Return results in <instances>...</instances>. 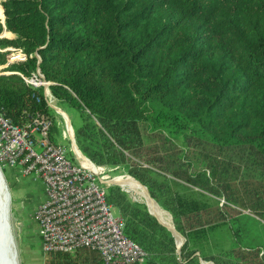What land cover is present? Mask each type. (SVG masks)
Here are the masks:
<instances>
[{"label":"trees","instance_id":"trees-1","mask_svg":"<svg viewBox=\"0 0 264 264\" xmlns=\"http://www.w3.org/2000/svg\"><path fill=\"white\" fill-rule=\"evenodd\" d=\"M1 3L14 35L0 36V65L9 45L27 57L1 68L0 112L19 124L53 117L43 87L18 72L51 81L82 117L81 151L123 166L184 236L177 252L144 202L108 185L144 264H264L253 216L264 219V0ZM78 249L53 252L51 264H101L96 250Z\"/></svg>","mask_w":264,"mask_h":264},{"label":"built area","instance_id":"built-area-1","mask_svg":"<svg viewBox=\"0 0 264 264\" xmlns=\"http://www.w3.org/2000/svg\"><path fill=\"white\" fill-rule=\"evenodd\" d=\"M0 24L6 30L4 17ZM4 50L8 64L27 57L20 47L9 45ZM18 73L25 82L42 86L48 105L59 109L51 81L40 70L28 76ZM51 125L48 115L19 124L0 112V161L22 173H35L44 186L45 198L36 209L42 248L73 252L88 247L99 253L101 264H144L147 252L125 233V219L107 200L108 183L99 176L100 167L83 164L75 151L76 160L70 159L65 145L50 139Z\"/></svg>","mask_w":264,"mask_h":264},{"label":"rangeland","instance_id":"rangeland-1","mask_svg":"<svg viewBox=\"0 0 264 264\" xmlns=\"http://www.w3.org/2000/svg\"><path fill=\"white\" fill-rule=\"evenodd\" d=\"M1 12L2 10L0 8V20L3 18V14ZM2 34H5L4 31H0V35ZM7 65L8 63L0 65V73L9 72L8 70H1L2 67ZM54 104L60 109V111L59 109L50 106L53 114V117L50 116L52 118V125L49 130L50 139L54 142L65 145L70 159L74 161L76 160L74 157V151L78 150L83 154V156L92 161L81 151L75 137V129L83 121L78 110L70 106H65L57 98L54 100ZM175 141L185 147V143L182 138H175ZM127 155L129 157L128 162H131L132 160L139 161V159L133 157L130 153H127ZM92 163L100 167L101 172L99 173V176L102 177L108 185L117 184L115 180L122 178L125 175L130 176L125 171L123 166L97 164L94 161H92ZM0 171L2 172L7 189L10 193L8 218L10 226L9 223L8 226L10 227L9 229L11 230L12 237H14L13 239L15 243L13 239L12 242L14 244V249L16 250L18 264H51L50 261L53 252H46L42 248V239L38 232V224L35 221L34 209L37 204L42 201L41 179L39 177H35L34 173L22 175L18 172L17 168L4 166L1 161ZM117 185L121 186L132 199L138 201H141L142 199L143 201H146L140 189L133 186L130 188L120 183ZM166 212L169 213L168 211ZM253 216L255 220L264 227V220L257 215ZM253 230L258 231L260 229L256 226ZM85 250V248H82L77 251L83 253ZM74 253L76 254L77 252Z\"/></svg>","mask_w":264,"mask_h":264},{"label":"bare ground","instance_id":"bare-ground-1","mask_svg":"<svg viewBox=\"0 0 264 264\" xmlns=\"http://www.w3.org/2000/svg\"><path fill=\"white\" fill-rule=\"evenodd\" d=\"M0 8L2 10L1 6ZM75 152L77 153L78 157L80 158L83 164H86L87 166L93 167L95 169L93 163L88 158L83 156V154L80 151L75 150ZM115 181L130 188L133 186L140 189L144 199L149 204L151 212L153 211L154 214L157 215L163 223L167 225L171 224L170 218L168 217V213L160 209L159 206H157V204L148 196L144 185L142 186L141 183L136 181V179L134 180L132 177L128 175L127 176L125 175L122 178H118ZM8 201H9V192L4 177L2 175V172L0 171V264H18L16 251L14 252V248L12 247V245H10L9 242L11 238L9 233V231H11L9 229L10 228L9 219L4 220L7 226H6V231L5 229H3L4 226H3L2 218L3 216H5V218H8V210H9ZM1 213H2V218H1ZM181 239H182L181 236L177 235V240H181Z\"/></svg>","mask_w":264,"mask_h":264},{"label":"crops","instance_id":"crops-1","mask_svg":"<svg viewBox=\"0 0 264 264\" xmlns=\"http://www.w3.org/2000/svg\"><path fill=\"white\" fill-rule=\"evenodd\" d=\"M4 33L5 34H3V35H5V36H13L14 34L11 32V31H9V30H4ZM7 34H12V35H7ZM69 126V125H68ZM4 166H6V165H4ZM18 169V168H17ZM18 172H20V174H22V175H28V174H31V173H22V171L20 170V169H18ZM33 174V173H32ZM35 174V173H34ZM35 177H38L36 174L34 175ZM41 185H42V201L44 200V198H45V195H44V186H43V183H41ZM9 192V191H8ZM9 197H10V193H9ZM41 201V202H42ZM142 201V200H141ZM41 202H39L38 204H37V206H36V208L34 209V211H35V221L37 222V224H38V232H39V229H40V227H39V222H38V218L36 217V209H37V207H38V205L41 203ZM8 208H9V201H8ZM164 209V208H163ZM162 209V210H163ZM165 210V209H164ZM169 212V211H168ZM170 213V212H169ZM171 215V214H170ZM1 218H2V213H1ZM8 218H9V210H8ZM172 218V217H171ZM2 220H3V229H5V231H6V224H5V222H4V219L2 218ZM264 220V219H263ZM179 232V231H178ZM9 233H10V245H12V247L14 248V244H13V242H12V239L14 238V237H12V233H11V231H9ZM40 234V233H39ZM179 234H181L180 232H179ZM174 236V235H173ZM181 236V241H182V243L184 242V240H185V238H184V236L181 234L180 235ZM174 240H175V236H174ZM13 241H14V239H13ZM14 243H15V241H14ZM182 243H181V245H182ZM175 244H176V242H175ZM180 245V246H181ZM176 248H177V245H176ZM180 249V248H179ZM16 250L14 249V252H15ZM16 257H17V254H16ZM17 261H18V259H17Z\"/></svg>","mask_w":264,"mask_h":264},{"label":"water","instance_id":"water-1","mask_svg":"<svg viewBox=\"0 0 264 264\" xmlns=\"http://www.w3.org/2000/svg\"><path fill=\"white\" fill-rule=\"evenodd\" d=\"M131 176H132V175H131ZM132 177H133V176H132ZM134 178H135V177H134ZM135 179H136V178H135ZM136 180H137L139 183H141L138 179H136ZM117 184H118V183H117ZM141 185H144V184L141 183ZM144 186H145V185H144ZM145 188H146V191H147L148 196H149V197H150L155 203H157V202L155 201V199H153V198L150 196V194H149V192H148L146 186H145ZM142 202H144V203L146 204L149 213H151L152 215H154V216L157 218V220H158L159 222H161L162 224H164L168 229H170V230L172 231L173 235L175 236V242H176V245H177V251H179V248H180V245H181L182 241H181V240H177V235H181V234H179V232L175 229V227H174V225H173V222H172V218H171L170 213H169V215H170V218H171V224H170V225H167V224L163 223V222L159 219V217H158L157 215H155L154 213L151 212L150 207H149V204H148L147 201H143V200H142ZM158 206H159L161 209H163L159 204H158ZM163 210H164V209H163ZM166 211H167V210H166ZM3 219H4V220H6V219L8 220V218H5V216H3Z\"/></svg>","mask_w":264,"mask_h":264}]
</instances>
